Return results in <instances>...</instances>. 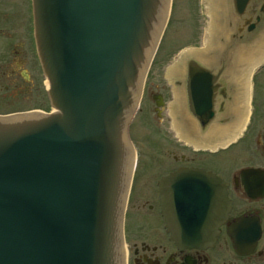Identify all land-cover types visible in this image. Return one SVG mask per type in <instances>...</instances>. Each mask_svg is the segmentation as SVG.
I'll list each match as a JSON object with an SVG mask.
<instances>
[{
	"label": "water",
	"instance_id": "1",
	"mask_svg": "<svg viewBox=\"0 0 264 264\" xmlns=\"http://www.w3.org/2000/svg\"><path fill=\"white\" fill-rule=\"evenodd\" d=\"M168 1L32 0L37 51L55 111L45 114L52 109L48 100L36 108L44 113L0 115V264H123L122 216L133 162L127 125ZM247 1L232 0L237 15ZM229 13V0H204V45L182 47L180 59L161 66L167 90L186 56L203 59L220 36L227 39L231 27L221 18ZM233 55L232 81L248 86V67L264 57L261 42ZM209 83L204 73L190 77L195 112L203 107L198 86ZM244 107L238 101L231 115ZM207 174L180 170L159 182L177 241L207 240L220 220L224 191ZM211 197L216 215L209 217L199 204ZM241 235L235 234L237 249Z\"/></svg>",
	"mask_w": 264,
	"mask_h": 264
},
{
	"label": "flooded vegetation",
	"instance_id": "2",
	"mask_svg": "<svg viewBox=\"0 0 264 264\" xmlns=\"http://www.w3.org/2000/svg\"><path fill=\"white\" fill-rule=\"evenodd\" d=\"M229 5L228 18L222 17L221 20H226L231 30L218 54H205L203 59L186 56L183 59L184 70L175 76V86H171L170 90L163 88L162 93L149 92L153 111L162 122L168 144L174 150H167L172 162L168 161L162 168H146L138 174L141 189L138 191L136 188L135 196L139 203L135 207L144 211L129 220L127 212L137 176L136 170L134 172L124 223L126 264H264V114L254 116L253 122L249 120L245 127V134H248V141L251 139L258 161L235 168L232 163L223 160L229 148L219 145L222 140L220 135L228 134L234 123L236 129L241 125V121L235 122L230 113L234 96V83L229 73L231 49L236 38L243 47H250L264 38V0H248L241 15L235 14L231 3ZM30 33L33 43V32ZM33 47L34 58L40 68L34 43ZM13 53L17 54L16 51ZM24 54L21 47V55L16 57L13 54V63L5 71V74L8 73L6 86H21V97L31 92L32 86H40L31 82L26 74ZM197 72L204 73L211 86H198L199 103L203 106L199 112L193 109L189 86L191 75ZM15 74L16 78L7 77ZM181 169L209 172L210 177L219 179L224 196L226 194L220 220L212 230L214 239L196 245L171 238L161 209L158 182L161 177ZM247 169L253 172L243 176L242 172ZM211 208L212 205L204 203L205 216ZM239 232L243 239L240 250L235 247V234ZM254 235H257L255 240Z\"/></svg>",
	"mask_w": 264,
	"mask_h": 264
},
{
	"label": "rangeland",
	"instance_id": "3",
	"mask_svg": "<svg viewBox=\"0 0 264 264\" xmlns=\"http://www.w3.org/2000/svg\"><path fill=\"white\" fill-rule=\"evenodd\" d=\"M169 1L171 3L169 2L167 8L161 37L142 84L145 86L144 93L139 100L137 112L129 121V138L137 160V166L135 165L137 176L134 179L133 196L127 212L129 220L130 217L144 211L135 207L139 203L135 191L136 188L138 191L141 189L139 187L141 177L138 174L146 168L153 166L162 168L168 161L172 162L167 150H174L168 144L162 122L153 111L149 92L152 90L162 93L163 88L166 90L161 66L175 62L174 57L179 58L182 47L204 45V9L200 0ZM30 6L31 0H0V115L36 109L48 101L47 81L34 58L30 33ZM21 47L25 51L26 74L31 82L40 85L32 86L31 92L23 97H21V86H6L8 73L5 74L8 65L13 63V54L16 57L21 55ZM14 51L17 54L13 53ZM16 76L17 74L7 77L10 79ZM252 86H255L252 99L254 116L264 114V65L254 74ZM245 135L244 139L232 144L228 155L223 156H226L223 160L232 163L235 168L258 161L253 152L255 150L251 139L248 141V134Z\"/></svg>",
	"mask_w": 264,
	"mask_h": 264
},
{
	"label": "bare ground",
	"instance_id": "4",
	"mask_svg": "<svg viewBox=\"0 0 264 264\" xmlns=\"http://www.w3.org/2000/svg\"><path fill=\"white\" fill-rule=\"evenodd\" d=\"M201 3H202V5H203V9H204V0H201ZM167 4H168V2H167ZM180 56H181V55H180ZM180 56H179L178 59H180Z\"/></svg>",
	"mask_w": 264,
	"mask_h": 264
}]
</instances>
